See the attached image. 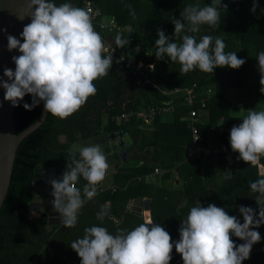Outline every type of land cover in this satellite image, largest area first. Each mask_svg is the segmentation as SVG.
I'll return each instance as SVG.
<instances>
[{"label": "trees", "instance_id": "trees-1", "mask_svg": "<svg viewBox=\"0 0 264 264\" xmlns=\"http://www.w3.org/2000/svg\"><path fill=\"white\" fill-rule=\"evenodd\" d=\"M80 1L53 0L57 5L69 2L76 7H81ZM92 1L100 9L102 17L114 18L115 25L109 28L106 34L116 32L124 26H130L133 30L120 33L127 39V44L123 47L113 44L114 47L123 51L126 56L130 52L135 62L141 60L145 64L153 65L152 82H155L153 79L155 76L158 79L163 78L165 82L161 85L155 82V87H144L138 85L133 78L123 79V65L113 56V64L108 75L93 82L97 89L96 94L90 96L78 111L65 119L47 114L42 125L20 143L9 189L0 208V264H79L77 254L70 245L74 240L83 237L86 227L103 226L110 234L115 235L120 230L130 231L146 222L142 216L128 210V205L134 199L151 200V221L163 227L170 234L173 243L180 239L181 220L186 218L190 208L196 206L197 202L203 207L209 204L222 207L230 216H236L241 223L243 220L238 212L239 206L250 207L258 212L259 205L255 203L258 194L251 193L249 185L250 182L264 178V161L261 159L245 163L236 155L230 164L224 155L212 158L217 160L221 175L229 164L234 165L235 172L231 178L222 180L213 188L200 183L197 185L194 176L185 179L183 192L166 191L154 183H145L144 177L155 167L173 170L179 162L178 149L185 151L191 144V134L186 120L187 109L182 104V96L167 97L162 95L160 90L193 84L201 86L208 83L209 87L213 85L214 91L206 100L204 108L207 110V125L198 126L204 138L212 135L209 128L218 121H223L227 126L225 135L228 138L232 123L239 120L233 115L234 108L225 95L226 92L222 93L219 89L224 92L227 85H231L241 92L244 86L251 84L252 87L247 93L244 92L246 100L248 96L252 98L264 96L253 86L256 83L260 84L261 79L257 56L264 50V0H255L257 6L254 12L251 11L253 0H221V7L223 9V6H226V10L221 11L219 26L213 29V38L219 37L221 31L226 30L243 46L252 45L256 50L254 54L243 59L245 63L240 68L217 67L212 73L201 72L198 69L182 73L179 63L170 61L167 57L162 60L156 58L155 47L158 29L163 30L173 42L180 43V37L174 36L171 20L173 18L182 20L180 13L189 5L208 6L212 0ZM184 34L188 33L180 35ZM195 36L199 41L200 36ZM229 44L230 51L242 59L238 54L236 42L230 41ZM137 47L142 51L135 53ZM147 50H150L148 56L144 54ZM251 91L255 96L249 94ZM31 100L30 95H25L23 100L18 102V106L14 107L17 133L33 124L40 115L41 103L31 111L23 108V104H31ZM156 105L173 106V121L168 122L157 117L151 123L153 129L149 131L145 128L138 129L134 121L121 125L113 122L115 117L128 109ZM252 106L254 104L251 102L244 104L245 109H251ZM120 130L132 139V144L127 149L130 158L118 168L110 187L103 189L97 187L98 194L80 209L75 227L68 228L61 223L47 231L45 219H29L28 208L31 193L34 191L33 173L37 166L55 168L57 177L60 178L66 170V163L73 158L70 145L90 139L95 132L111 134ZM61 137H64V142H61ZM131 161L140 166H131ZM169 176L170 173L163 178L167 179ZM138 178H141L140 182L137 181ZM84 184L86 181L80 179L76 186L82 189ZM165 197L171 199V204L162 203ZM106 203H109L108 210H111L113 218H110L109 213L101 223L96 219V213ZM256 231L260 233L261 240L253 245L249 259L243 261V264H262L261 262L264 264V255L261 260L258 256L254 257L260 255L264 248V226L261 225ZM232 239L236 245L244 243L234 236ZM171 256L169 264H183L174 247Z\"/></svg>", "mask_w": 264, "mask_h": 264}, {"label": "clouds", "instance_id": "clouds-1", "mask_svg": "<svg viewBox=\"0 0 264 264\" xmlns=\"http://www.w3.org/2000/svg\"><path fill=\"white\" fill-rule=\"evenodd\" d=\"M256 6L253 0L251 11L254 12ZM27 8L31 22L23 27L20 39L7 37L8 50H18L20 55L12 57L15 70L5 69L6 79L0 80L4 100L17 107L25 95H30L31 104H23L26 111L43 102L46 114L65 119L96 94L93 82L108 75L112 55L103 54L104 40L94 29L91 9L69 2L57 5L53 0H28ZM222 10H226V6L222 9L221 0H212L211 5L203 7H185L180 13L182 20H171L174 36L180 37L181 42H173L158 29L156 58L167 57L179 63L182 73L196 69L212 73L215 68L225 66L240 68L245 61L235 52L225 53L222 38L204 35L198 41L195 35H180L199 33L202 25L218 27ZM115 44L123 47L127 39L117 34ZM257 62L260 91L264 94V52L258 54ZM246 112L241 123L231 128L229 144L239 159L248 163L264 156V110ZM78 155L79 159L74 154L66 163L60 178L48 181L53 210L68 228L75 227L80 209L98 194L97 185L105 179L109 169L100 144L79 148ZM80 179L86 181L82 189L76 186ZM249 188L251 193L258 194L255 198L258 212L239 206L243 223L222 207L215 204L203 207L197 202L181 220L180 239L175 243L163 227L148 220L115 235L103 226L86 227L83 237L74 240L70 247L81 264H169L173 247L183 264H242L249 259L253 245L261 240L256 229L264 225V178L250 182ZM108 216L106 203L96 213V219L103 223ZM233 236L244 243L236 245Z\"/></svg>", "mask_w": 264, "mask_h": 264}, {"label": "water", "instance_id": "water-1", "mask_svg": "<svg viewBox=\"0 0 264 264\" xmlns=\"http://www.w3.org/2000/svg\"><path fill=\"white\" fill-rule=\"evenodd\" d=\"M27 3L28 0H0V80L6 79L3 76L5 69L15 70L12 57H18L19 51L8 50L7 37L11 35L20 39L23 27L31 22L30 15H28ZM18 17H23V19H19ZM46 115L43 102H41V112L38 119L26 129L17 133L14 107H12L10 102L4 100V90L0 88V208L3 205L9 189L17 149L27 136L42 125ZM126 137L129 138V142H124L122 145L123 148L110 147L117 141H121L122 139L125 141ZM60 140L61 142L65 141L64 137H61ZM224 142L228 143L229 137ZM92 144H100L103 147V151L107 157V163L109 164L106 177H113L116 170L130 158V154L127 158H122L120 154L122 149L129 153L127 149L132 144V139L123 130L111 134L95 132L90 139L78 141L70 145V151L73 155L76 154L77 159H79L78 149L91 146ZM233 166L231 165L230 167L232 168ZM232 169L227 168L223 171L224 180H228L234 175L235 172ZM33 177L34 191L31 193V202L28 208L29 219H45L47 231H51L53 227L59 226L62 220L59 214L53 210L51 204L53 199L51 195L52 189L48 183L50 179H58L56 170L53 167L37 166L34 169ZM38 193H44L48 198L39 199ZM128 210L137 216H142L145 221L151 220V200L148 198L134 199L130 203ZM108 212L112 219L113 214L111 210L109 209Z\"/></svg>", "mask_w": 264, "mask_h": 264}, {"label": "built area", "instance_id": "built-area-1", "mask_svg": "<svg viewBox=\"0 0 264 264\" xmlns=\"http://www.w3.org/2000/svg\"><path fill=\"white\" fill-rule=\"evenodd\" d=\"M80 3L81 8L91 9L94 29L104 40L105 52L103 54L105 56H115L118 62L123 65L122 78H133L140 86L155 87V83L151 81V74L154 71L153 65L145 64L141 60L135 62L130 52H128V56H126L123 51L117 50L113 43L108 41L106 31L115 25L114 18L112 17L111 21L107 22L106 17H102L100 9L92 0H81ZM141 51L142 49L139 47L134 50L135 53H139ZM149 52L150 50H147L144 54L148 56ZM201 88V86L193 84L187 87H174L168 90H160L161 94L167 97L182 96V104L188 108L186 120L191 134V144L186 147L185 156L187 159L192 161H203L209 158H216L221 155H224L228 160H232V158L238 155V153L231 150L229 142H224L227 138L225 135L227 126L223 123V121H218L215 125L209 128V132L212 133V135L207 138H204L198 130L199 125H207L203 124L201 121L198 109L202 110L205 108L206 100L213 93L211 87H209L206 91L207 96L205 98H199L198 90ZM173 111L174 108L170 105H156L139 109H128L119 116L115 117L113 122L116 125L125 124L130 121H134L136 124L152 123L155 118L166 117L171 113L173 114ZM238 125V122H234L232 123L231 128ZM260 159L264 161V156H261ZM170 172L171 171L168 169L155 167L150 174L144 177V181L151 179L154 184H156V178H163ZM137 181L140 182L141 178H138ZM129 207L130 206H128V208Z\"/></svg>", "mask_w": 264, "mask_h": 264}, {"label": "rangeland", "instance_id": "rangeland-1", "mask_svg": "<svg viewBox=\"0 0 264 264\" xmlns=\"http://www.w3.org/2000/svg\"><path fill=\"white\" fill-rule=\"evenodd\" d=\"M213 29H214V27H212V26L202 25L200 32L195 33L194 35H197L200 37L204 36V35H210L213 37ZM127 31H129L128 28L125 29V32H127ZM132 31L133 30H131V32ZM188 34H190V33H188ZM219 35H220L219 38H222L225 45H226V47L224 49L225 53L233 52V51H230V49H231L230 44H229L230 41L236 42L238 54L241 56L242 59H245V58L249 57L251 54L255 53V50H256L255 46H252V45L251 46L249 45L248 47L243 46L239 40H235L233 35L228 33L226 30H222ZM226 39H229V41H226ZM234 47H235V45L233 46V48ZM248 49H250V50L247 51ZM261 52H264V50H262ZM246 66L248 68V65H246ZM151 78H152V75H151ZM153 79L159 85H161L165 82V80L163 78L158 79L157 76H155ZM179 80H181V79H179ZM236 80H238V79H236ZM181 82H182V80H181ZM253 86H255L258 90L261 89V84L256 83ZM201 87L202 88L200 90H198V97L199 98H205L207 96L206 91L209 88V85H208V83H204L201 85ZM251 87H252L251 84H247L246 86H244L243 91H241V92L238 91L236 88H234L231 85H227L226 91H224V92H223V90L219 89V91L222 93L226 92L225 95L231 101L233 108H234L233 115L235 117L239 118L240 123H241L242 118L247 115L246 111L253 110V109L256 111L264 110V96L262 98H258V97L252 98V96L251 97L248 96L247 100L245 99V93H247V90H249ZM211 89L213 92L214 91L213 85H212ZM253 93L254 92H252V91L249 92V94H252V95H253ZM253 96H255V95H253ZM238 100H239V102H238ZM248 102H251L252 104H254V106H252L251 109H245L244 108V104H246ZM186 109L188 111L187 107H186ZM198 111L200 112V119L205 121L207 119L206 110L198 109ZM161 119L166 120V121L170 120L168 116L166 118L163 117ZM239 120H237V121L239 122ZM149 124L150 123H147V124L139 123V124H137L138 125L137 128L139 129L141 127H144L145 125L147 127ZM178 155H179V162L173 170H170L171 172H170L169 178H167V179L163 178V180H161L159 178L155 179L157 186L161 187L162 189H164L166 191L174 190V191H178V192H183L184 188H185V183H184L185 179L191 178L194 176H196L195 178L197 180V183H196L197 185H199V183H200L201 185H205L209 188H213L216 185L221 183V181H222L221 180V174L219 172L218 163H217L216 159L209 158V159H206L203 161L193 162L192 160H189L186 158L185 151L183 149H178ZM166 156L169 157L168 154ZM130 163L131 164H137L135 161H131ZM193 180H195V179H193ZM148 183H154V182H153V180L149 179ZM188 185H189V183H188ZM106 186H107V184H106ZM164 199L165 200L162 203L171 204V202H172L171 199H168L167 197H165ZM181 199H183L184 201L186 200L184 197H181ZM262 255H264V248L262 249L260 255H255L254 257L258 256L261 260ZM261 263L263 264V262H261Z\"/></svg>", "mask_w": 264, "mask_h": 264}, {"label": "crops", "instance_id": "crops-1", "mask_svg": "<svg viewBox=\"0 0 264 264\" xmlns=\"http://www.w3.org/2000/svg\"><path fill=\"white\" fill-rule=\"evenodd\" d=\"M111 19H112V17H106V20H107V22H109V21H111ZM123 28V27H122ZM120 29V30H118V31H116V32H112V33H109V34H107V36H108V41H111L110 43H115V36L117 35V34H120V33H128V32H131V30H132V28L130 27V26H124V28L123 29ZM126 28H128L129 29V31H127V32H125V29ZM113 41V42H112ZM239 102V101H238ZM202 110H206V109H202ZM206 112H207V110H206ZM173 114H174V111H173ZM173 114L171 113V114H169V115H167L168 117H169V119L170 120H168V122H172L173 121ZM166 116V117H167ZM165 117V118H166ZM199 117H200V112H199ZM236 118H238V117H236ZM239 119V118H238ZM166 121V120H165ZM202 122H203V124H207V119L205 120V121H203V120H201ZM235 122H238V121H235ZM234 123V122H233ZM238 123H240V120H239V122ZM145 124H147V123H145ZM152 124L150 123L147 127H146V125L144 126L145 127V129H147L148 131L149 130H152L153 128H152ZM144 127H141L142 129L144 128ZM186 149V148H185ZM127 157H129V153H128V155H127ZM126 157V158H127ZM146 159H148V157L146 158ZM229 162L231 161V160H228ZM230 164H231V162H230ZM229 164V166L227 167V168H230V165ZM131 166H140V164H130ZM226 168V169H227ZM233 169L232 170H234V166L232 167ZM231 169V168H230ZM118 170V169H117ZM117 170H116V172H117ZM225 170V169H224ZM223 170V171H224ZM116 174V173H115ZM114 174V175H115ZM113 175V176H114ZM56 176H57V174H56ZM221 180H224L223 179V172H222V175H221ZM159 179H161V180H163L162 178H159ZM147 182H148V180H146ZM145 181V183H147ZM160 181V180H159ZM112 183H113V177L112 176H109V177H105V179L103 180V181H101L100 182V184L99 185H97V187H99L100 189H103V188H107V187H110L111 185H112ZM106 184H107V186H106ZM148 184V183H147ZM156 185V184H155ZM157 186V185H156ZM108 204V206H109V203H107ZM129 206V205H128ZM264 226V225H263ZM77 257H78V255H77ZM78 261H77V263H79V264H81V262H80V258L78 257Z\"/></svg>", "mask_w": 264, "mask_h": 264}, {"label": "bare ground", "instance_id": "bare-ground-1", "mask_svg": "<svg viewBox=\"0 0 264 264\" xmlns=\"http://www.w3.org/2000/svg\"><path fill=\"white\" fill-rule=\"evenodd\" d=\"M124 142H129V138L126 137L125 141H124V139H122L121 141H117V142L113 143L110 147L111 148L112 147L113 148H123L122 145ZM120 154H121L122 158H126L128 155V153L124 149L121 150ZM38 197H39V199H47L48 198L47 195L44 193H38Z\"/></svg>", "mask_w": 264, "mask_h": 264}]
</instances>
